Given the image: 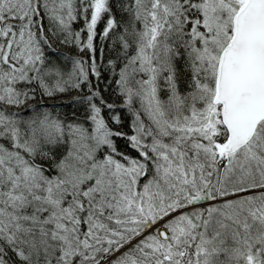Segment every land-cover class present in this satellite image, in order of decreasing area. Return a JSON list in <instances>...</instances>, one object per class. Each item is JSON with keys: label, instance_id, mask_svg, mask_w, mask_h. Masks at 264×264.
Instances as JSON below:
<instances>
[{"label": "snow or ice", "instance_id": "obj_1", "mask_svg": "<svg viewBox=\"0 0 264 264\" xmlns=\"http://www.w3.org/2000/svg\"><path fill=\"white\" fill-rule=\"evenodd\" d=\"M0 264H264V0H0Z\"/></svg>", "mask_w": 264, "mask_h": 264}]
</instances>
